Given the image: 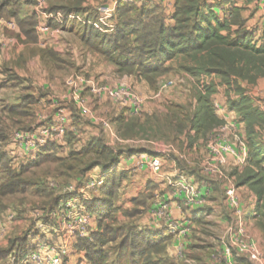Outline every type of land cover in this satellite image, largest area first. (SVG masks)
Wrapping results in <instances>:
<instances>
[{
    "label": "crops",
    "instance_id": "crops-1",
    "mask_svg": "<svg viewBox=\"0 0 264 264\" xmlns=\"http://www.w3.org/2000/svg\"><path fill=\"white\" fill-rule=\"evenodd\" d=\"M109 1L83 0L84 12L77 15L82 22H76L91 27L88 22L96 19V6ZM262 1L205 3L215 5L213 11L220 20H238L231 25L232 31L241 24L253 32L254 41L261 42ZM70 2L0 0V157L20 168L36 160L44 148H54L56 157L68 159L89 145L100 144L117 161L102 163L67 180L47 177L45 186L59 199L54 206L42 207L27 199L5 202L0 210V251H13L0 259V264H41L60 253L65 264H88L85 253L78 252L76 246L80 239L89 240L97 231L98 221L86 210L85 202L102 197L104 177L113 170L125 173L117 189L115 225L136 234L146 230L162 232L169 238L162 253L151 255L153 261L264 264L262 220L253 213L256 198L248 187L238 186L235 177V172L240 173L244 167L230 168L229 163L218 176H208L203 171L209 138L217 130L190 145L189 135L194 132L185 130L178 134L179 117L170 111L171 107L182 105L156 97L146 102L142 94L146 82L118 74L112 64L83 45L75 30L45 23L44 13ZM152 2L163 9L170 24L175 0ZM43 24L47 30L41 32L38 27ZM122 81L132 86L138 98L136 106L122 108L113 101L112 91ZM13 108L18 109L13 112ZM228 113H215L223 122L218 130L223 127L226 138L236 133L244 138L243 124L235 113ZM17 132L31 136L19 140ZM31 145L38 148L33 150ZM154 157L161 161L158 172L148 166ZM0 173L3 182L8 176L5 167L0 166ZM229 186L235 189V207L226 197ZM190 188L196 194L193 203L187 199ZM8 211L14 220L4 228L2 214ZM77 211L89 217L88 232L66 229L68 215ZM20 238H25L29 252L18 260L14 254L19 249L16 240ZM237 241L254 249L258 260L234 247ZM143 249L140 244L138 251ZM112 261L115 259L111 256L107 264Z\"/></svg>",
    "mask_w": 264,
    "mask_h": 264
},
{
    "label": "trees",
    "instance_id": "trees-1",
    "mask_svg": "<svg viewBox=\"0 0 264 264\" xmlns=\"http://www.w3.org/2000/svg\"><path fill=\"white\" fill-rule=\"evenodd\" d=\"M82 2L72 0L65 7L49 11L81 16L84 12ZM214 7L207 5L205 0H175L169 24L163 9L152 1L140 6L119 3L114 14L115 28L111 32L99 33L76 21L58 26L75 30L83 45L112 64L118 74L134 76L151 87L169 71L168 64H177L180 71L201 81L193 115L182 106L170 108L172 114L179 117L178 134L185 130L194 132L193 136L188 134L190 145L223 123L211 105L210 99L216 91L212 78L217 77L228 86L233 82L238 98L228 100L227 108L243 124L249 148L244 168L240 173L235 172V177L238 186H246L253 192L256 198L253 213L262 220L264 230V112L251 103L237 84L238 80L254 83L264 78V36L261 42L254 41L253 32L241 24L232 31L231 25L238 20H220ZM53 150L50 147L42 149L36 160L20 168L11 160L7 164V160L0 157V166L8 173L0 184V209L5 202L17 199H27L42 207L54 206L59 199L45 186L47 177L59 176L67 180L102 163L117 161L115 155L100 144L89 145L82 153L72 154L68 159L56 157ZM123 176L125 173L118 170L106 174L102 197L85 202L86 210L97 217V231L89 240L80 239L76 249L85 253L88 264H107L111 256L116 257L118 264H165L162 260L153 261L151 255L164 251L169 240L167 235L150 230L136 234L115 225L117 189ZM17 242L19 249L14 255L19 260L29 251H26L25 238ZM140 244L144 249L138 251ZM11 251L13 249L0 251V259Z\"/></svg>",
    "mask_w": 264,
    "mask_h": 264
},
{
    "label": "built area",
    "instance_id": "built-area-1",
    "mask_svg": "<svg viewBox=\"0 0 264 264\" xmlns=\"http://www.w3.org/2000/svg\"><path fill=\"white\" fill-rule=\"evenodd\" d=\"M146 1L153 0H110L109 2L103 3L95 8L96 19L92 22H88V24L98 32L106 33L111 32L115 28V20L114 14L116 8L119 3H127L130 5H140ZM262 6L264 8V0L262 1ZM44 21L53 22L59 26H62L67 21H80L77 16L74 15H63L60 12L56 13H44L43 14ZM43 24L39 26L38 29L41 32L47 30V25ZM13 27V23L9 24ZM172 83H166L164 85L165 88L171 86ZM112 99L116 105L119 107L125 108L126 106L133 104L137 105L138 98L135 96V93L132 90V86L126 82H120L112 91ZM141 99V98H140ZM221 132L224 131V128H220ZM215 134V133H214ZM17 139H27L31 134L24 132H17L15 134ZM208 157L204 160L203 171L208 176H218L222 174V169L229 162V159L236 164V166H244L247 158V143L242 140L241 137L235 135L233 139L226 138L224 136L212 135L209 138L208 144ZM33 150H36L38 146H33ZM141 164H145L141 162ZM148 166L155 172H158L161 167V161L159 158L154 157L148 162ZM53 184V181L51 182ZM196 197L195 192L190 188L188 191L187 199L190 203L194 202ZM226 197L229 201V204L235 207L236 197H235V189L233 186H229L226 191ZM237 215L240 216V212L236 211ZM8 220H13V215L8 216ZM89 228V217L80 214L77 211L74 214L68 215V221L66 222V229L69 232L73 233H84L88 232ZM233 246L239 248L241 251L248 252L253 259L258 260V254L252 249L250 246L242 243L241 241H237L233 244ZM41 264H65L62 259V255H55L53 258H47L45 261H41ZM225 264H231L229 262H225ZM233 264V263H232Z\"/></svg>",
    "mask_w": 264,
    "mask_h": 264
},
{
    "label": "rangeland",
    "instance_id": "rangeland-1",
    "mask_svg": "<svg viewBox=\"0 0 264 264\" xmlns=\"http://www.w3.org/2000/svg\"><path fill=\"white\" fill-rule=\"evenodd\" d=\"M101 4H98L97 6ZM168 66H170L169 71L164 75H162L161 77H159L152 87L147 84L150 89L146 85V89L142 91L144 97L141 95L140 96L145 98L146 102L148 101L151 102L154 99V97L161 100H171L172 102L176 101L177 104H180L184 108H186L185 110L188 114L193 115L194 114L193 107L195 101H197L198 98V85L201 83V81H198L197 79H192L189 75L180 71L179 68L177 67V64L176 65L168 64ZM132 77L136 79L134 76ZM212 81H214L213 84L216 89L215 93L210 99L214 112L218 113L219 115H221L222 111L225 114H229L228 112L230 111L227 108L228 100H235L238 98V94L235 92L236 85H234V83L232 82L231 85L228 86L227 84L220 82L217 77L216 78L213 77ZM169 82H171L172 85L165 88L164 85ZM237 84L240 85V89L243 91V94L251 101V103L254 104L256 107H258L262 112H264V78H259L254 83L238 80ZM115 108L118 109L119 107L115 106ZM218 128L215 129L217 130V132L214 135H219L222 137L224 135V131L221 132V130L220 129L218 130ZM163 131L169 132V129L164 128ZM167 134L168 133H165L166 136ZM236 135L238 134L236 133ZM242 135L244 136V129ZM228 138L231 140L234 137L228 136ZM244 138H242V140L246 142ZM263 140H264V132H262V141ZM198 159H200L199 155H198ZM229 163L232 164L228 166L230 168L236 166V164H234V162L230 159L228 164ZM2 177L3 176L0 173V183L2 182L1 180ZM57 184L58 183H56V185ZM2 215H3L2 226H4L5 228L9 223H11L14 220V216H13V220L10 222L8 220V216L12 215V212L8 211L3 213ZM107 249L108 247L106 248V250ZM112 257L115 259V261L114 262L112 261L109 264L117 263L116 257L115 256Z\"/></svg>",
    "mask_w": 264,
    "mask_h": 264
}]
</instances>
